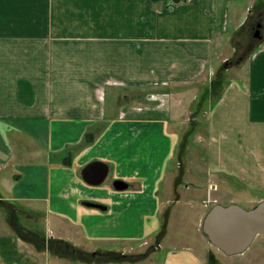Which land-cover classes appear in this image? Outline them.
I'll return each instance as SVG.
<instances>
[{
  "label": "crops",
  "instance_id": "0c3cea01",
  "mask_svg": "<svg viewBox=\"0 0 264 264\" xmlns=\"http://www.w3.org/2000/svg\"><path fill=\"white\" fill-rule=\"evenodd\" d=\"M250 2L257 10L248 6L242 17L238 0H0V165L11 175H0V264H72L53 257L45 237L68 248L126 250L135 247L111 243L156 235L172 199L161 184L178 122L191 113L194 123L208 102L207 166L215 176L204 189L230 177L264 191V0ZM254 10L262 37L236 64L240 81L228 83L227 71L214 67ZM207 71L206 95L191 93ZM141 88L156 91L138 101ZM155 130L169 150L150 177L138 161ZM94 160L110 166L100 185L81 174ZM116 179L129 187L116 189ZM21 211L35 222L44 217L46 230L27 225ZM168 248L153 262L127 264H224L208 246Z\"/></svg>",
  "mask_w": 264,
  "mask_h": 264
},
{
  "label": "rangeland",
  "instance_id": "374dc122",
  "mask_svg": "<svg viewBox=\"0 0 264 264\" xmlns=\"http://www.w3.org/2000/svg\"><path fill=\"white\" fill-rule=\"evenodd\" d=\"M238 1L244 3L239 4L240 6H242V10L240 11V15L242 17L244 15H247L248 11H246V9L248 6L254 5V8H252L257 10V4H245L248 2L251 3L250 1L252 0H248V2H246L247 0ZM255 10L252 13L253 15L248 18L245 25L242 27L241 32L239 33V37L236 38L229 46L230 54L227 57L228 59H221L222 61H220L219 63L217 62L214 67L213 71L214 73L217 72L216 74L218 75H221L222 70L227 71L226 78L228 83H230V81L239 80V76L236 77V74L238 73L236 64L240 63L241 60L249 57V55L251 54V50L254 49L259 41L258 38H255L254 33L256 30V25L262 22V14L259 15L258 11ZM233 27L234 23L232 20V22L230 23V29H233ZM248 63L249 62L247 61V64L239 75H242V73H244V75L246 74ZM208 71L199 79V84L209 81L211 76L210 74H208ZM202 86L203 85H193V88L190 89L191 93H193L192 90L194 89V87L196 93H203ZM141 90L143 91H138V101H145V93H148L149 90L156 91V89L145 88H141ZM156 95L157 93L149 94L150 97L154 96V100H158V97ZM197 99L199 98L196 97L195 101L191 104V111L193 109H198L196 105ZM208 103L204 105L202 113L196 119H194V123H192L193 116L191 113H187V115L183 116V119L178 122V143L161 184V189L165 187V183L168 184L167 188H169L171 191L169 196H171L170 198L172 199H170L167 204L163 205L161 209L160 227L159 230H157L156 235L150 234L145 238L138 239L137 241L132 242L125 243L122 241H118L111 243V247H120L124 246L125 244L129 247H135L134 249L128 248L126 250H85L81 248H68L65 245L57 244V242H54L57 240L55 238L48 239L45 237V239L43 240V244L45 248H48L51 255L53 257L66 259V261L72 264H83V262L85 261H95L98 263H101V261H103L104 263H110L115 262L114 260L118 261L119 259L122 260L120 261L121 264H127L130 259L126 258H128L129 256H145L151 258L152 260L149 261L153 262V260H157L158 256H164L166 250L169 249L168 247L180 249L186 246H193L201 249L199 251H203L205 253L208 246V248H210L212 252L214 250V253L216 255L214 253L213 254L224 264H264V234L258 235L251 246L244 252V254L226 255L224 252L214 247L210 243L207 235L203 231L202 225L205 213H203L201 218L200 212H203L204 210L209 211V208H211L215 203H238L241 206L249 209L258 204L259 201L263 200H259V198L261 196H264V191H257V189H252L236 178L230 177L224 178L227 184L223 181L224 179H222L217 185L216 189L211 188V186H209L210 188L208 192L206 189H204L206 188L208 182L211 181L215 176L207 166V115H209L211 111V107ZM204 111L207 113V115L204 113ZM152 139V145L148 146L146 157L141 155L139 156L138 161L139 169H145L146 173L150 177L154 176L153 172L155 168L163 169L164 160L166 159L169 150L168 138L162 136L159 131L155 130ZM12 140L13 139L10 137V141ZM153 141L157 143L153 144ZM0 166V175L11 176L9 173H7L8 168H4L2 165ZM186 182H188V184L190 185L186 186ZM197 184L201 185V187L198 188L199 185ZM180 195L182 199L181 201H179L178 198L180 197ZM164 198V193L160 192L161 201H164ZM203 198H205V200H211L208 206L204 203L205 200H203L204 202L202 203ZM173 199L175 200V202L171 201ZM22 208L23 209L21 210L27 209L26 206ZM22 213L24 212L21 211L20 213H18L19 218L22 221L26 222L27 225L33 224V226L37 229H40L42 231L46 230L44 217L35 222L26 217H23ZM30 222L32 224H30ZM50 234H52L51 231ZM145 240L147 241L145 242ZM162 246L166 248L163 252L162 250L161 252H159V249H161ZM215 256L214 258H216ZM134 261L136 260H131L132 263Z\"/></svg>",
  "mask_w": 264,
  "mask_h": 264
},
{
  "label": "water",
  "instance_id": "95a60500",
  "mask_svg": "<svg viewBox=\"0 0 264 264\" xmlns=\"http://www.w3.org/2000/svg\"><path fill=\"white\" fill-rule=\"evenodd\" d=\"M262 24H258L254 34L261 38ZM110 166L106 162L94 160L82 169L83 179L91 185H100L107 179ZM113 185L124 190L129 184L116 179ZM91 206L105 208L101 204L88 203ZM204 233L210 243L226 255L244 253L260 234H264V199L252 208H245L238 203L214 204L203 220Z\"/></svg>",
  "mask_w": 264,
  "mask_h": 264
},
{
  "label": "trees",
  "instance_id": "16d2710c",
  "mask_svg": "<svg viewBox=\"0 0 264 264\" xmlns=\"http://www.w3.org/2000/svg\"><path fill=\"white\" fill-rule=\"evenodd\" d=\"M178 1H180V0H178ZM166 91H169V89H166ZM205 92V95H206V92H208L207 91V89L205 88L204 89V91H203V93ZM135 257V258H134ZM129 256L128 258H126V259H130V260H132V259H141V258H144L145 256ZM114 261H117V260H114ZM118 261H122V260H118ZM103 262V261H102Z\"/></svg>",
  "mask_w": 264,
  "mask_h": 264
},
{
  "label": "built area",
  "instance_id": "2783aa9c",
  "mask_svg": "<svg viewBox=\"0 0 264 264\" xmlns=\"http://www.w3.org/2000/svg\"><path fill=\"white\" fill-rule=\"evenodd\" d=\"M212 187H213V186H212ZM214 187H216V186H214ZM205 204L207 205V204H208V201H206Z\"/></svg>",
  "mask_w": 264,
  "mask_h": 264
},
{
  "label": "flooded vegetation",
  "instance_id": "af4514ba",
  "mask_svg": "<svg viewBox=\"0 0 264 264\" xmlns=\"http://www.w3.org/2000/svg\"><path fill=\"white\" fill-rule=\"evenodd\" d=\"M257 25H258V24H257ZM257 25H256V27H255L256 29H257ZM255 31H256V30H255Z\"/></svg>",
  "mask_w": 264,
  "mask_h": 264
}]
</instances>
